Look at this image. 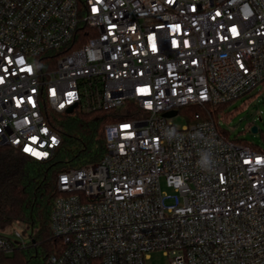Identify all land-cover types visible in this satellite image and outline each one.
I'll return each mask as SVG.
<instances>
[{
	"label": "built area",
	"instance_id": "obj_1",
	"mask_svg": "<svg viewBox=\"0 0 264 264\" xmlns=\"http://www.w3.org/2000/svg\"><path fill=\"white\" fill-rule=\"evenodd\" d=\"M81 23L89 38L69 48ZM263 83L264 0H0V144L47 160L62 141L52 112L140 111L106 125L102 160L59 173L49 264H146L158 250L169 264H264V151L201 111L172 121ZM31 243L26 227L0 230L2 253Z\"/></svg>",
	"mask_w": 264,
	"mask_h": 264
},
{
	"label": "trees",
	"instance_id": "obj_2",
	"mask_svg": "<svg viewBox=\"0 0 264 264\" xmlns=\"http://www.w3.org/2000/svg\"><path fill=\"white\" fill-rule=\"evenodd\" d=\"M83 6L85 0H78ZM89 27L81 23L76 38L69 48L78 47L89 38ZM66 48L51 50L52 66ZM258 93H249L248 98ZM235 101L208 105L209 114L200 106H185L181 109L194 121V113L201 111L203 117L212 118L218 129L228 138L230 130L219 124L220 115H230L229 105ZM140 112L134 102L112 110L84 111L77 107L73 112H52L50 124L62 138L55 153L47 160L30 157L17 148L0 144V230L23 226L30 230L33 243L27 248L11 254L0 252V264H49L51 255L63 248L61 238L51 230V214L58 195V175L64 170L79 168L103 159L106 151L105 127L109 122L132 118ZM232 113H234L232 111ZM243 144L254 145L236 137L231 138ZM264 151L261 147H254Z\"/></svg>",
	"mask_w": 264,
	"mask_h": 264
},
{
	"label": "rangeland",
	"instance_id": "obj_3",
	"mask_svg": "<svg viewBox=\"0 0 264 264\" xmlns=\"http://www.w3.org/2000/svg\"><path fill=\"white\" fill-rule=\"evenodd\" d=\"M258 92L259 94L251 99L243 96L230 104L231 114H221L219 124L224 129L230 130L231 138L239 137L254 147L264 149V83L251 93ZM172 121L178 127L189 123L187 115L183 112L173 117ZM254 125L258 127L257 132L252 131ZM163 188L167 189L164 180ZM18 228H21V225ZM146 264H169V257L160 250L154 251L150 259L146 260Z\"/></svg>",
	"mask_w": 264,
	"mask_h": 264
},
{
	"label": "snow or ice",
	"instance_id": "obj_4",
	"mask_svg": "<svg viewBox=\"0 0 264 264\" xmlns=\"http://www.w3.org/2000/svg\"><path fill=\"white\" fill-rule=\"evenodd\" d=\"M93 11H96V9L95 8H93ZM217 15H220V13L218 12L217 13ZM231 31H232V33L235 35V34H237L236 33V28L235 27H233L232 29H231ZM155 48V47H154ZM20 63H23V60H21L20 61ZM27 71H31V68H28V69H26ZM4 71H7V69H4ZM141 91H147L146 89H141ZM69 95L71 96V95H73L72 93H69ZM61 107H63V105H61ZM122 127H124V128H127V127H129L128 125H123ZM33 139H35V138H33ZM53 143H55V138H53ZM26 152H29V151H32L30 148H25L24 149ZM34 155H41V154H39V153H33ZM42 155H47V153H44V154H42ZM247 162V161H246ZM257 162H259V160L257 161Z\"/></svg>",
	"mask_w": 264,
	"mask_h": 264
},
{
	"label": "water",
	"instance_id": "obj_5",
	"mask_svg": "<svg viewBox=\"0 0 264 264\" xmlns=\"http://www.w3.org/2000/svg\"><path fill=\"white\" fill-rule=\"evenodd\" d=\"M67 112H68V113L73 112V106L69 107V108L67 109ZM176 113H177V111H176V110H173V111H170V112H166L165 115H166V116H173V115H175ZM252 131L257 132V131H258V127H257L256 125L252 126ZM33 242H34V240H33Z\"/></svg>",
	"mask_w": 264,
	"mask_h": 264
}]
</instances>
